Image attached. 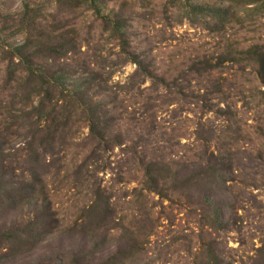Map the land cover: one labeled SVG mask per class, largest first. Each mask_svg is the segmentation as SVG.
<instances>
[{"label": "rangeland", "instance_id": "1", "mask_svg": "<svg viewBox=\"0 0 264 264\" xmlns=\"http://www.w3.org/2000/svg\"><path fill=\"white\" fill-rule=\"evenodd\" d=\"M193 2L228 4V0ZM24 5L43 12L42 26H58L70 31L69 34L75 30L72 36L77 38L79 50L53 61L51 70H62L68 75L66 87L69 89L77 84L86 89L89 82L100 84L99 88L95 87L96 83L90 85L89 93L95 92L94 97L102 101L107 120L115 119L111 132L114 136L119 134L124 143L104 154V162L100 164L105 165L94 169L99 171L94 172L91 184H101L103 193L111 198L118 211L117 217L127 215L126 225L132 224L135 230L139 227L136 221L144 217L143 211L138 212L140 205L135 200V189L141 186L144 174L139 164L141 157L148 161L165 154L182 165H189L192 169L187 172L190 173L198 171L212 153H222L221 142L212 139L204 143L197 131L202 124L207 130L206 138H210V128L224 135L223 127L230 123L215 106L219 99L204 102L206 88H214L216 82L223 86L237 117L231 124L233 133H229L230 137L238 139L233 143L236 158L253 163L248 165L247 162L246 167H242L234 161L232 169L225 172V182L217 179L215 189L209 192L227 223V229L213 237L219 243L223 264H264V84L258 65L251 60L226 59L211 75L198 74L199 67L194 66L200 60L217 64L220 57H226L224 52L231 45L239 51L252 45L264 46V11L255 18H246L243 24L213 33L205 26H194L181 18L176 0H99L97 6L101 15L119 16L127 21L130 51L144 60L155 75L163 77L165 84L171 85L168 92L164 89L166 85L160 82L159 93H155L153 80L142 81L137 77L135 83L132 82L137 66L131 62L123 64L125 55L120 53L118 43L109 41L103 20L94 15L93 9L88 10L87 5L73 11L61 9L59 0H0V12L5 17L0 19V41L6 50L23 43L24 35L16 30L18 14ZM6 65L0 56V85ZM175 82L180 85L176 86ZM179 89L187 95L176 93ZM0 96L2 103L10 98L8 93ZM210 104L213 109L207 111ZM72 129L78 138L76 141L88 133L85 121H78ZM1 131L2 123L0 143L6 152L24 146L19 145L17 136L7 140ZM71 152H75L74 148ZM82 157L80 155L76 161L80 162ZM12 160L6 164L15 166ZM87 188V183L75 187L73 181L68 180L52 196L53 209L59 210L64 220L62 227L45 232L34 244H25L22 253H18L20 248H1L0 258L11 256L5 259V264H61V261L70 264L76 258H79L78 264H91L121 250L126 242L120 239L123 230L113 223L102 227L94 238L71 227L90 202ZM196 192L201 197L205 195V188ZM146 201L153 212L149 217L153 233L146 241L143 264H196L195 255L201 244L200 223L188 202L170 203L155 194H149ZM6 207L0 220L6 227L44 209L40 206L36 212L30 206L19 210L11 209L9 204ZM113 225L115 229L105 235L104 231Z\"/></svg>", "mask_w": 264, "mask_h": 264}, {"label": "trees", "instance_id": "2", "mask_svg": "<svg viewBox=\"0 0 264 264\" xmlns=\"http://www.w3.org/2000/svg\"><path fill=\"white\" fill-rule=\"evenodd\" d=\"M98 2L99 0H59L61 9L75 11L86 5L88 10L93 9L94 15L103 20L109 41L117 42L120 53L125 55L123 64L131 62L137 66L131 78L132 82L135 83L137 77H141L142 81L153 80V90L159 93L158 84H165V79L155 75L148 69L144 60L130 51L127 21L119 16L113 18L101 15ZM176 3L178 12L182 13L181 18L187 19L194 26H205L213 33L225 31L227 27L235 24H243L246 18H255L264 11V0H228L227 5L195 3L193 0H176ZM18 15L20 18L16 32L24 35L23 43L6 50L0 41V56L7 63L3 84L0 85V95L8 93L10 97L2 103L0 96V123L3 124L1 132L7 140L15 135L20 140L19 145L23 143L24 146L16 148L13 152H6L0 143V220L8 204L15 210L25 209L26 206L36 212L40 206L44 209L35 216H29L28 219L17 221L8 227L0 224V249L20 248L18 253H22L25 251V244H34L45 232L50 233L62 227L64 220L60 217L59 210L53 209L52 196L70 180L75 187L87 183L90 195L89 204L81 210L79 218L71 227L74 230H83L89 237L94 238L102 227L113 223L121 229L120 231L123 230V237L120 235V239L126 241L123 250L91 264L144 263L146 241L153 233L152 220L149 219L153 212L146 201L149 194L158 195L170 203L188 202L200 223L198 237L201 244L195 255V263L223 264L219 243L213 235L225 231L227 223L213 199L214 196L209 192L212 193L215 189L217 179L225 182V172L232 169L234 161L242 167H246L247 162L248 165L253 163L252 160L242 162L236 158L233 143L238 139L235 136L230 137L229 133H233L231 124L237 117L223 86L216 82L214 88H206L204 102L207 100L206 103H211L212 99H219L215 106L219 107L218 111H221L230 123L223 127L224 135L217 134L216 129L210 128V138H206L205 126L199 124V130L197 129L202 135L199 136L200 141L207 143L216 139L224 145L220 155L212 153L207 162L199 166L198 171L192 170L190 173L187 172L192 169L189 165H182L165 154L162 158H151L148 161L145 157L140 158L139 164L143 166L144 174L141 186L135 189V200L140 205L138 212L143 211L144 217L136 221L140 231L138 233V230L132 228V224L126 225L127 215L117 217L118 211L111 198L103 193L101 184H91L94 172L99 171L94 169L105 165L100 164L104 162V154L124 143L119 134L114 136L111 132L115 119L107 120V111H104L102 101L99 102L94 97L95 92L89 93L90 85L96 82H89L86 89L81 84L69 89L66 87L68 75L62 70H51L53 61L56 62L79 50L77 38L72 36L75 30L69 34L70 31H64L58 26H42L43 12L28 5L22 6ZM0 19H5L2 12ZM224 54L226 57H220L217 64L211 63L210 60L194 63L195 67H199L197 73L211 75L226 59L235 62L251 60L258 65L259 76L264 84V46L252 45L239 51L231 45ZM165 85L164 89L171 92L170 84ZM175 85L180 84L175 82ZM99 86L100 84L96 83L95 87ZM10 91L13 93L10 94ZM176 93L187 95L181 89ZM195 98L198 103V97ZM221 103L225 106H219ZM212 109L210 104L207 111ZM80 120L86 122L88 133L76 141L78 138L72 128ZM73 148L75 152L72 153ZM80 155L83 157L77 162ZM20 156H23L22 161ZM11 159H14L12 161L16 163L15 166L6 164ZM224 165L228 167L224 168ZM201 188H205V195L200 197L196 191H201ZM103 223L105 224L102 226ZM114 225L104 231V234H110ZM3 256L5 257L0 258V264H5V259L11 257ZM78 261L79 258H76L70 264H78ZM61 264L69 263L61 261Z\"/></svg>", "mask_w": 264, "mask_h": 264}]
</instances>
